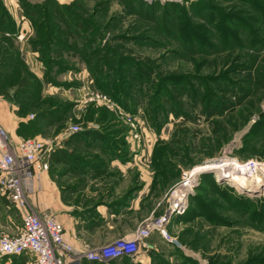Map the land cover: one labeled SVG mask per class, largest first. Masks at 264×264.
Returning <instances> with one entry per match:
<instances>
[{"label":"rangeland","instance_id":"374dc122","mask_svg":"<svg viewBox=\"0 0 264 264\" xmlns=\"http://www.w3.org/2000/svg\"><path fill=\"white\" fill-rule=\"evenodd\" d=\"M260 7L264 0H0L13 55L0 54V70L23 60L28 78L19 95L6 84L11 100L3 98L16 115L29 110L20 138L57 136L56 183L61 171L77 174L62 210L74 221L62 223L73 248L129 236L162 214L196 167L186 209L167 226L178 245L153 232L143 262L264 264V45L243 25L256 29ZM37 88L30 110L22 100ZM75 123L81 130L67 133ZM234 173L245 178L234 183ZM130 263L141 264H104Z\"/></svg>","mask_w":264,"mask_h":264},{"label":"built area","instance_id":"2783aa9c","mask_svg":"<svg viewBox=\"0 0 264 264\" xmlns=\"http://www.w3.org/2000/svg\"><path fill=\"white\" fill-rule=\"evenodd\" d=\"M31 117L33 114L29 115ZM80 130L79 123L65 128L67 133ZM58 144L57 136L41 134L14 140L0 124V194L20 217L17 233L0 232V259L27 254L32 259L31 264H70L81 257L104 263L127 257L143 263L146 251L152 247L145 242L151 233L157 232L178 245L176 238L168 233L167 226L172 218L184 213L187 198L197 182L198 168L182 173L179 183L169 193L162 214L146 219L127 237L112 240L96 250L80 252L64 238V225L53 214H39L28 198L33 183L49 170L52 154Z\"/></svg>","mask_w":264,"mask_h":264},{"label":"crops","instance_id":"0c3cea01","mask_svg":"<svg viewBox=\"0 0 264 264\" xmlns=\"http://www.w3.org/2000/svg\"><path fill=\"white\" fill-rule=\"evenodd\" d=\"M14 107L0 95V124L9 132L11 136H15L16 140L20 138L16 134L18 122L21 120L14 112ZM71 145L70 143H67ZM116 160H114L115 162ZM122 171V170H121ZM76 172L69 170L61 171L60 185L57 182V177L52 171L44 172L39 179L33 183L32 189L28 193V198L39 214L50 213L63 224H72L74 221L69 218V215L62 212L63 209H68L69 191H74L75 185L70 177ZM77 175V174H75ZM71 180V181H70ZM69 187H72L69 188ZM74 187V188H73ZM63 195V196H62ZM14 208V207H13ZM12 209L10 202L0 194V232L8 234L17 233L20 227V218L18 221L10 214ZM7 223V224H6ZM32 259L27 254L19 256H5L0 259V264H31ZM90 262V261H89ZM141 264H145L144 262Z\"/></svg>","mask_w":264,"mask_h":264},{"label":"trees","instance_id":"16d2710c","mask_svg":"<svg viewBox=\"0 0 264 264\" xmlns=\"http://www.w3.org/2000/svg\"><path fill=\"white\" fill-rule=\"evenodd\" d=\"M36 8V7H35ZM1 9H0V21H4L5 22V18H3L2 14H1ZM255 25H256V29L254 28V25H250L249 22L247 21H243V25L244 27L247 29V33L250 36L251 41L255 44L256 47H258V45H264V40L263 38H261V36H259V32L263 29L262 25H264V8L260 7V15L259 17H256L255 20ZM250 25V26H249ZM2 26L0 25V54L2 55V53L7 54L8 56L10 55V59L13 58V55L11 57L10 54V50H11V40L9 37L7 36H3V34L1 33L2 31ZM71 29V27H69ZM251 31V33H250ZM253 46V47H255ZM6 61V63H8L7 65H13L14 60H4ZM0 64H3L4 67L6 64H4L3 60H0ZM2 65H0V69ZM7 67V66H6ZM25 67V63L23 60H19L18 61V65L13 68L12 72H6L5 70H0V95H2V97H6L7 99L11 100V96L9 95V92H6L4 86L6 84L9 83L10 85L15 86V88L12 90V95H19V93H21V89L25 88L28 84V78L26 75H23V68ZM261 77L263 78V75H258V81L261 80ZM26 92V91H24ZM31 95H33V98H24V100H22V103L26 106L29 107V109L31 110L32 108H34L35 103L37 102V100H39L38 96H39V88H37V90H32ZM26 108L23 110H18L17 111V115L21 118L23 116H25V114L27 113ZM33 116H35L36 119L42 117V115L39 113V111L33 113ZM33 120L28 119V120H20L18 122L17 128H16V133L18 135H21L22 130L29 125ZM88 134H90V132H85ZM53 158V157H52ZM52 158H51V162H52ZM50 162V164H51ZM212 212H208L205 214V216L210 219L212 222H214V218L211 216ZM262 217V216H261ZM217 219V218H216ZM262 219V218H261ZM218 220V219H217ZM127 258V257H126ZM165 264L167 263L166 261H163ZM90 264H104L102 262H95V261H90ZM113 263V262H112ZM131 264V263H130Z\"/></svg>","mask_w":264,"mask_h":264},{"label":"bare ground","instance_id":"6f19581e","mask_svg":"<svg viewBox=\"0 0 264 264\" xmlns=\"http://www.w3.org/2000/svg\"><path fill=\"white\" fill-rule=\"evenodd\" d=\"M227 165H228V164H227ZM226 168H227V171H228L229 169H232V168H231V165L227 166ZM244 170H245V169H244ZM247 171H248V170H247ZM193 172H194V171H193ZM228 176H229V174H228ZM232 177H233V180H232V181H233L234 183L241 182L242 179L245 178V176H244L243 173H241V174H239V173H234ZM231 179H232V178H231ZM191 183L193 184V181H192Z\"/></svg>","mask_w":264,"mask_h":264}]
</instances>
